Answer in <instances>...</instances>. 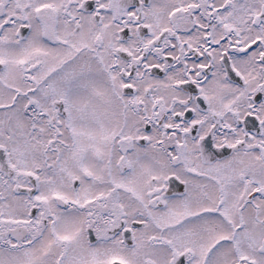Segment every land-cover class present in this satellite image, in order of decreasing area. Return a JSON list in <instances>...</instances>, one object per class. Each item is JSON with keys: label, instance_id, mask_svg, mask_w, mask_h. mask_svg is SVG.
<instances>
[{"label": "snow or ice", "instance_id": "6c2138e0", "mask_svg": "<svg viewBox=\"0 0 264 264\" xmlns=\"http://www.w3.org/2000/svg\"><path fill=\"white\" fill-rule=\"evenodd\" d=\"M0 264H264V0H0Z\"/></svg>", "mask_w": 264, "mask_h": 264}]
</instances>
